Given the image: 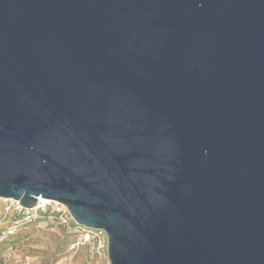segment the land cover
Listing matches in <instances>:
<instances>
[{
    "label": "water",
    "instance_id": "95a60500",
    "mask_svg": "<svg viewBox=\"0 0 264 264\" xmlns=\"http://www.w3.org/2000/svg\"><path fill=\"white\" fill-rule=\"evenodd\" d=\"M0 198L110 264H264V0H0Z\"/></svg>",
    "mask_w": 264,
    "mask_h": 264
},
{
    "label": "rangeland",
    "instance_id": "374dc122",
    "mask_svg": "<svg viewBox=\"0 0 264 264\" xmlns=\"http://www.w3.org/2000/svg\"><path fill=\"white\" fill-rule=\"evenodd\" d=\"M54 205L26 221L13 212L12 200L0 198V264H110L107 244L85 241L74 223L54 213Z\"/></svg>",
    "mask_w": 264,
    "mask_h": 264
},
{
    "label": "built area",
    "instance_id": "2783aa9c",
    "mask_svg": "<svg viewBox=\"0 0 264 264\" xmlns=\"http://www.w3.org/2000/svg\"><path fill=\"white\" fill-rule=\"evenodd\" d=\"M12 202L14 204L13 209H15L18 213L24 214L23 218L26 221H32L36 218L34 211L43 210L46 212L48 209H50L51 204L54 203L55 204L53 207L54 213L57 216H59V218L62 220L63 223L70 224L72 222L76 224L82 230L83 238L85 241L87 242L95 241V243H98L100 247H103L105 244H107L106 233L103 230L90 229L78 225L72 219L67 207L57 201H51V200L39 198L37 205L32 209H25L20 205L18 201L12 200Z\"/></svg>",
    "mask_w": 264,
    "mask_h": 264
},
{
    "label": "trees",
    "instance_id": "16d2710c",
    "mask_svg": "<svg viewBox=\"0 0 264 264\" xmlns=\"http://www.w3.org/2000/svg\"><path fill=\"white\" fill-rule=\"evenodd\" d=\"M13 212H15L17 214L18 217L22 216L23 214L22 213H18L15 209H13ZM74 229H76L77 231L81 232L82 233V230L76 225L74 224ZM83 235V233H82ZM95 242V241H94Z\"/></svg>",
    "mask_w": 264,
    "mask_h": 264
}]
</instances>
